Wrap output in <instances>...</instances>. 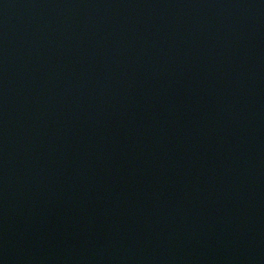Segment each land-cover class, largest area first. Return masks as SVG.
I'll return each mask as SVG.
<instances>
[{"label":"water","instance_id":"95a60500","mask_svg":"<svg viewBox=\"0 0 264 264\" xmlns=\"http://www.w3.org/2000/svg\"><path fill=\"white\" fill-rule=\"evenodd\" d=\"M0 264H264V0H0Z\"/></svg>","mask_w":264,"mask_h":264}]
</instances>
